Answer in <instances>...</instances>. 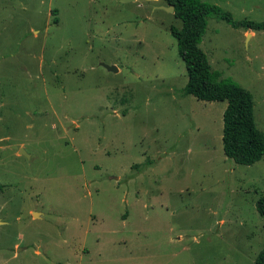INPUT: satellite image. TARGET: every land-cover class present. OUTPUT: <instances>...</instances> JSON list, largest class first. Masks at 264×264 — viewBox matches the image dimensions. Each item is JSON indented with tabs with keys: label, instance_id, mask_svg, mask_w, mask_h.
<instances>
[{
	"label": "rangeland",
	"instance_id": "1",
	"mask_svg": "<svg viewBox=\"0 0 264 264\" xmlns=\"http://www.w3.org/2000/svg\"><path fill=\"white\" fill-rule=\"evenodd\" d=\"M202 1L264 22V0ZM164 7L0 0V264H255L264 159L228 158L227 101L185 95L182 22ZM251 31L211 16L200 48L251 92L264 133Z\"/></svg>",
	"mask_w": 264,
	"mask_h": 264
},
{
	"label": "trees",
	"instance_id": "2",
	"mask_svg": "<svg viewBox=\"0 0 264 264\" xmlns=\"http://www.w3.org/2000/svg\"><path fill=\"white\" fill-rule=\"evenodd\" d=\"M164 1L174 6V16L182 22V27H172L171 33L177 40L179 54L187 70L185 95L202 101H227L222 140L228 158L241 165H252L264 159V133L256 125L253 95L239 84L221 78L200 48L207 20L211 16H218L231 26L246 31H264V22L235 20L230 12L202 0ZM256 209L264 221V194L258 199ZM255 264H264V247L257 255Z\"/></svg>",
	"mask_w": 264,
	"mask_h": 264
},
{
	"label": "water",
	"instance_id": "3",
	"mask_svg": "<svg viewBox=\"0 0 264 264\" xmlns=\"http://www.w3.org/2000/svg\"><path fill=\"white\" fill-rule=\"evenodd\" d=\"M124 1H129V0H124ZM165 10L168 11H172L174 12V6H169V7H164ZM109 71H114L117 72V68L115 66H108V65H104ZM14 150H16L20 155L25 156V157H29V155L27 154V152L23 149V148H19L18 146H13L12 147ZM34 216H37V212L33 213Z\"/></svg>",
	"mask_w": 264,
	"mask_h": 264
},
{
	"label": "crops",
	"instance_id": "4",
	"mask_svg": "<svg viewBox=\"0 0 264 264\" xmlns=\"http://www.w3.org/2000/svg\"><path fill=\"white\" fill-rule=\"evenodd\" d=\"M249 31H251V30H249ZM250 33H251L250 35H251V37H252V36L254 35V32H253V31H251Z\"/></svg>",
	"mask_w": 264,
	"mask_h": 264
}]
</instances>
